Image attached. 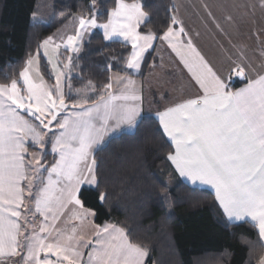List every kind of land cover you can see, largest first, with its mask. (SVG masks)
Masks as SVG:
<instances>
[{"label":"snow or ice","instance_id":"snow-or-ice-1","mask_svg":"<svg viewBox=\"0 0 264 264\" xmlns=\"http://www.w3.org/2000/svg\"><path fill=\"white\" fill-rule=\"evenodd\" d=\"M98 2L88 0L91 11L81 14L65 50L77 52L83 32L102 27L105 40L120 36L130 43L125 68L139 72L154 42H168L202 94L158 112V126L173 146L166 158L179 177L208 186L228 221L251 220L264 241V75L248 80L246 66L236 64L232 73L246 83L232 90L231 77L226 80L214 71L195 53L190 40L186 43L194 58L180 51L184 28L174 27L175 17L166 29L142 33L151 13L137 0H114L107 22L98 25ZM50 43L52 37L37 46L36 55H28L15 78L0 83V264H148V249L130 239L125 228L95 224L92 239L85 240L76 235L75 225L71 234L56 225L64 217L80 223H94L99 217L109 193L100 190L96 152L106 133L134 126L143 118L144 98L142 92L126 88L121 95L109 91L108 99L102 95L92 104L67 103L61 79L71 58L63 64L60 44L53 43L57 57L53 63L47 51ZM41 58L56 81L51 87L41 74ZM118 79L133 83L128 76ZM105 88L111 90V81ZM89 197L95 201L92 207L86 206ZM29 214L42 218L38 231L28 227ZM259 264H264V257Z\"/></svg>","mask_w":264,"mask_h":264},{"label":"trees","instance_id":"trees-1","mask_svg":"<svg viewBox=\"0 0 264 264\" xmlns=\"http://www.w3.org/2000/svg\"><path fill=\"white\" fill-rule=\"evenodd\" d=\"M87 3L56 0L53 17L46 22L37 18V0H0V83L15 78L28 55L68 18L87 16L91 11ZM143 5L151 18L142 31L158 32L172 25L173 0H143ZM114 6V0H99L98 19L106 20ZM131 51L130 43L105 40L103 31L94 30L73 57L80 72L72 78L74 86L83 88L92 82L95 92L91 100L96 99L111 81L112 71L130 72L125 65ZM151 57L149 52L140 75L145 74ZM42 62L44 74L50 78L46 61ZM243 82L236 79L231 87ZM172 147L151 114L144 115L134 131L111 136L96 152L100 190L109 196L95 222L125 228L130 239L148 249V264H258L264 242L256 226L249 221H228L211 190L179 177L166 158ZM94 204L89 197L86 206Z\"/></svg>","mask_w":264,"mask_h":264},{"label":"rangeland","instance_id":"rangeland-1","mask_svg":"<svg viewBox=\"0 0 264 264\" xmlns=\"http://www.w3.org/2000/svg\"><path fill=\"white\" fill-rule=\"evenodd\" d=\"M55 1L56 0H37V18L46 22L50 21L53 17V5ZM124 2L131 3L132 1L124 0ZM137 2L143 4V0H137ZM173 3L175 7L174 17L177 19L178 23L180 22L183 24L182 26H188L192 34L193 43L201 49L200 56L202 54L203 56H207V63L214 71L223 75L224 68L226 71L229 69L232 70L236 64H243L246 66V72L251 73L252 80L264 74V63H262L264 59V0H173ZM80 16L81 15L77 14L71 16L55 32L48 36L53 38V43L60 44L59 60L63 64H67L69 62L68 58H71V66L63 69L66 75L61 79V87L65 93L66 102L69 104H92L98 102L102 95L105 96V99H108L109 91H111L113 95H121L126 88H134L135 90L140 89V81L134 76L135 73L116 70L111 72V90L105 88L94 100H91L95 92V87L92 82H89L88 85L83 88L74 86L72 78L78 77L80 72L77 71L73 65V57L80 52L82 44L89 38L94 30L98 29L104 33L102 27L87 29L83 32L77 52H73L71 48L65 50L64 45L67 42L66 38L75 33ZM107 20L108 18L106 20L97 19V24L103 25ZM141 32L147 31L141 30ZM112 39L123 38L114 36ZM53 43L49 44L47 51L52 58V62L55 63L57 57L55 55ZM167 43L168 42L163 41V44L160 45L157 50L151 49L149 51L152 52V57L150 59L152 71L148 72L146 82L145 96L148 108L158 107L156 105L157 102H155L156 100L159 104L166 103L167 96L170 94L169 89L173 87L174 83H177L175 75L169 70L170 66L176 64V62H173L171 58L167 56V53L169 51L174 53V55L178 54L176 51L168 49L170 46H167ZM36 54L37 51L33 55ZM186 57L190 56L186 54ZM192 57L194 58V53H192ZM42 61L46 60L43 58L40 59L41 74L47 86L51 87L56 81L53 79V74L47 61L46 64L48 66L50 78L46 77ZM142 69L140 72H137L139 73L137 76L140 78L146 75L148 70H146L144 75H140ZM184 69L188 73V68ZM125 76L130 77L133 83H122L118 79V77ZM177 77H179V74H177ZM235 78L237 79L238 77L234 75V79ZM36 82L39 83V80L37 79ZM152 87L158 89V91L154 92ZM176 90V95H178L179 88L176 87ZM69 111H71V109H69ZM262 257H264V255Z\"/></svg>","mask_w":264,"mask_h":264},{"label":"crops","instance_id":"crops-1","mask_svg":"<svg viewBox=\"0 0 264 264\" xmlns=\"http://www.w3.org/2000/svg\"><path fill=\"white\" fill-rule=\"evenodd\" d=\"M183 24H181L180 22L178 24H176L175 28L179 29V27H183L184 28V36H183V41L185 42L182 46H180V51L186 56V54H188L190 57H192V52H190L188 50V46H187V41H191V45H192V48L195 50V52H197L199 55L201 54L200 52V48L199 46H197L196 44L193 43L192 41V34L190 33L189 29H188V26L185 27V26H182ZM143 33V32H142ZM112 40V39H111ZM120 40H123V39H120ZM124 41V40H123ZM129 43V42H128ZM163 44V41L160 40V39H157L155 42H154V47L152 49L154 50H157V48ZM165 45V44H164ZM167 46H169V44L167 43ZM168 49L170 50H173L171 47H169ZM151 50V49H150ZM149 50V51H150ZM149 53V52H148ZM145 54V58L147 56V54ZM203 53V52H202ZM131 53L128 55L127 59L130 57ZM167 56L171 58V60L173 62H176V64L170 66L169 70L170 72H172L174 75H175V80L177 83H174L173 84V87H171L169 89V92L170 94L167 96L168 98L166 99V103L164 104H159V102L156 100L155 102L156 105L158 107L154 108V107H150L148 108L147 107V103H146V82H147V74L149 71H152V67H151V63L149 64V68L147 70V73L146 75H144L142 78L138 77L137 75L139 73H137L136 71L134 70H130V72L132 73H135L134 76H136L139 81H140V89L136 90L137 94H141L142 92V95H143V114L142 116L144 115H147V114H151V115H154L155 117L157 116L158 112L160 111H163L164 108L166 106H169V105H172L174 103H179V102H182L184 101L185 99H188V98H195L196 96L202 94V89H200L198 83L196 82L195 80V77H193L192 73L187 71L184 69L187 67L185 66V64L183 63L182 59H181V56L180 55H174V53L172 52H169L167 53ZM173 57V58H172ZM201 57H203V59L205 61H207V56H203V54L201 55ZM176 58V59H175ZM193 58V57H192ZM262 63H264V59L262 60ZM144 64V63H143ZM142 64V65H143ZM184 67V68H183ZM142 69V68H141ZM141 71V70H140ZM139 71V72H140ZM223 77L227 80V78H229V76L231 77L230 79V88L232 90H236V89H239L241 87H244L245 86V82H243L241 84V86H238V87H231V83H234L236 81V78L234 79V74L232 73V71L229 69L226 71V69L224 68L223 69ZM177 74H179V77H177ZM264 75V74H262ZM246 76H247V79L248 80H252V77H251V73L249 72H246ZM239 79V78H237ZM245 80V79H243ZM176 87L179 88V94L176 95ZM153 91H158V89L156 88H153ZM123 94V93H122ZM138 123V122H137ZM137 123L134 125V126H123L122 127V130H118L114 133H112L111 135H108L106 134L105 135V141L103 142L102 145H104L106 143V141L113 135H116V134H119L121 133L122 131H134L136 126H137ZM169 139V138H168ZM101 146H99L100 148ZM31 151H34V149H31ZM182 178V177H181ZM184 180V178H182ZM187 182V181H186ZM189 183V182H188ZM190 184V183H189ZM192 185V184H190ZM192 186H197V187H201V188H206V189H209L208 186L206 185H201V184H196V185H192ZM210 190V189H209ZM28 202L26 201V204ZM29 220L31 221L28 225L29 228H36L37 231L39 229V226H40V223H41V217L39 216H36L35 218H33L30 214H29ZM234 222H237L235 220H233ZM251 223H253L251 220H247ZM108 224H112V225H116L115 223H110V222H106ZM97 224L95 221L94 223H90V222H84V223H80L79 221H75L73 219H71V217H64L62 218L61 220L57 221L56 222V225L61 228L62 230L65 231L66 234H71V229L72 227L75 225L78 229L76 235L78 237L82 236L84 237L85 240H90L92 239V236H93V229H94V225ZM254 224V223H253ZM255 225V224H254ZM117 227H121L119 225H116ZM256 226V225H255ZM53 235H55V233H53ZM82 251H84L85 253H87V249H83L81 248ZM88 257L87 255L85 254V256L83 257V260H87Z\"/></svg>","mask_w":264,"mask_h":264},{"label":"water","instance_id":"water-1","mask_svg":"<svg viewBox=\"0 0 264 264\" xmlns=\"http://www.w3.org/2000/svg\"><path fill=\"white\" fill-rule=\"evenodd\" d=\"M239 79L243 80L244 78L238 77Z\"/></svg>","mask_w":264,"mask_h":264}]
</instances>
